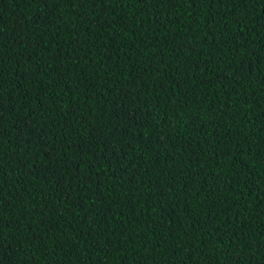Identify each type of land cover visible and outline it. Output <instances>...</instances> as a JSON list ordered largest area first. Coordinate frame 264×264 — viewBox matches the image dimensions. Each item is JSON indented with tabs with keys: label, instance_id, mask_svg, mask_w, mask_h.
I'll return each mask as SVG.
<instances>
[{
	"label": "trees",
	"instance_id": "1",
	"mask_svg": "<svg viewBox=\"0 0 264 264\" xmlns=\"http://www.w3.org/2000/svg\"><path fill=\"white\" fill-rule=\"evenodd\" d=\"M0 264H264V0H0Z\"/></svg>",
	"mask_w": 264,
	"mask_h": 264
}]
</instances>
